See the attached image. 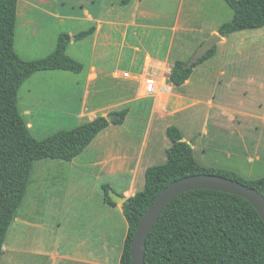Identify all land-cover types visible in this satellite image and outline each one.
Here are the masks:
<instances>
[{"label": "rangeland", "instance_id": "1", "mask_svg": "<svg viewBox=\"0 0 264 264\" xmlns=\"http://www.w3.org/2000/svg\"><path fill=\"white\" fill-rule=\"evenodd\" d=\"M23 1L47 11L44 13L36 9L33 12L30 7L24 18L17 16L15 50L21 58L34 60L47 56L55 49L61 32L77 33L90 26L84 20L83 8L96 13V8L111 0L87 1L83 8L78 5L79 0H46L47 5L19 0V6ZM179 2L150 0L146 6L154 12H166L168 20L171 19L169 23H173ZM201 5L195 19L199 24L205 23L207 28L219 21L230 22L233 18V10L225 0H206ZM181 9V19L185 20L188 0H183ZM63 11H70L75 19L59 22L55 15ZM121 32L122 27H118L111 44L105 47L107 55L102 59L107 65L116 60L121 47ZM139 33V47L144 52L156 51L163 56L171 43L170 30L142 27ZM201 36L199 32L177 35L170 61H167L168 69L173 60L188 61L194 53L189 55L186 49L191 45L194 49ZM128 38L130 42L131 35ZM216 48V55L198 64L190 82L181 87L167 82L166 79L170 78L167 69L151 71L156 74L159 89L152 94L154 96L144 100L137 97L142 78H123L121 90L125 97L121 98L114 90L115 86L111 87L102 79L97 84L91 83L85 92L82 86L85 72H37L21 86L18 108L38 140L61 130L73 129L98 116L128 108L124 125L114 134L123 136L133 146L131 151L126 152L131 158L149 162L147 165L166 162V149L171 142L165 138L167 135L163 130L172 124L193 146L200 164L235 172L244 180L264 177V27L235 32L226 42L217 43ZM67 54L76 60H83L86 65L90 63L89 52H83L81 56L79 42L70 46ZM97 56L101 61V55ZM125 67L121 65V68ZM221 69L225 70L224 74H221ZM163 73L165 76H162ZM71 94L73 100H66ZM198 98L203 103L196 106ZM208 100L215 103L214 108L210 109L205 103ZM66 106L71 108L69 113ZM26 110H30V114L26 115ZM216 120H221L219 122L223 124L220 126ZM117 139V136L103 137L105 147L99 145V140H93L78 159L89 161L101 157L103 152L116 153L118 148L112 147L111 143ZM127 148L130 146H123V150ZM76 168L73 162L65 160L46 158L35 162L24 200L9 227L0 264H78L62 259L52 261L50 256L57 252L73 255L81 240L95 236L104 227L100 222L105 221L106 211L101 207L102 188L99 183L108 181L109 177L105 171L97 173L99 177L95 179L91 175H87L86 179H76ZM91 170L89 173H92ZM37 174L45 175V183L55 180L54 187L49 188L44 196L47 204L40 209L34 206L37 196L33 186ZM121 233L122 230L120 235L112 236L116 250ZM115 254L112 251L109 257L113 258Z\"/></svg>", "mask_w": 264, "mask_h": 264}, {"label": "trees", "instance_id": "2", "mask_svg": "<svg viewBox=\"0 0 264 264\" xmlns=\"http://www.w3.org/2000/svg\"><path fill=\"white\" fill-rule=\"evenodd\" d=\"M130 0H122L123 4ZM233 10L230 22L220 25L223 37L247 29L264 27V0H225ZM18 0H0V257L9 227L21 206L36 161L50 158L71 161L107 128L106 116L61 130L38 140L18 108V93L23 83L40 71L64 70L81 73L83 64L67 54L71 35L61 32L55 49L42 58L25 60L15 50ZM90 27L78 32L82 39L94 32ZM217 52L216 45L196 63L176 60L170 68L174 86H182L194 68ZM129 109L113 113L122 124ZM171 145L166 162L152 165L145 172L141 191L123 202L128 223L120 264H133L131 243L142 216L171 182L195 174H217L238 180L264 195V177L244 180L237 173L206 167L199 163L194 148L184 140L181 130L167 128ZM105 200L116 206L109 195V184L102 185ZM147 264H264V220L245 198L221 191L202 189L185 192L161 213L150 233L145 252Z\"/></svg>", "mask_w": 264, "mask_h": 264}, {"label": "crops", "instance_id": "3", "mask_svg": "<svg viewBox=\"0 0 264 264\" xmlns=\"http://www.w3.org/2000/svg\"><path fill=\"white\" fill-rule=\"evenodd\" d=\"M32 1H34V3L36 2L42 5H47L46 0H32ZM87 1L93 3L97 0H79L78 5H80L83 8L84 5L87 3ZM148 1L150 0H130L128 3L123 4L122 0H111L109 3L107 2L104 5H101L99 8H96L98 10L96 13H94L92 10L89 11L88 9L83 8L84 20L90 24L88 28L94 27L95 30L91 35L82 39H76L75 35L78 32L77 33H72L71 31L67 32L70 35H72V37L74 36V39H71L67 47V53L70 46L75 45L77 42H79L81 56L83 52H89V54L91 55L90 63L88 65L84 64L83 60H78L83 64L84 67L82 73L85 72V74H84V81L82 82L83 83L82 86L85 92L88 91L89 87L91 86V83L94 82L97 84L98 81L102 79V80H106V82L111 87L115 86L114 90H117L121 98H124L125 97L124 91L121 90V84L123 78H125L123 76V73L130 72L131 74L130 78H138L139 80L140 78H142L137 91V97L140 100H144L148 97L154 96L145 93L144 79L147 74H153L156 77V74L154 72H151L154 70L155 71L161 70L162 72L164 69H167V71H170L171 65H173V63L176 60L175 61L173 60L172 64L169 65V69H168L167 61L168 62L170 61V57L173 52V44L177 35L179 34L186 35L190 32L201 33L202 36L201 38H199V42L196 44V47L193 49L191 45L188 49H186V52L189 55H191L196 52L197 48L207 38H209L213 33L218 32L220 25L223 24V22L219 21L216 22L213 26L207 28L205 23L199 24L198 22H196L195 18L197 16V13L201 10L200 9V7L202 6L201 4L206 2V0H188L189 9L186 12L185 20L181 19V15L183 13V10L181 9V3H183V0H172L174 3H178V1H180L177 13L175 17L172 19L173 23H169L171 19L168 20V16L166 12L164 14H162L161 12H154L150 7H147L146 4L148 3ZM19 3L20 2L18 0L17 15L21 18L22 17L24 18L27 11H29L30 7H32L33 12L36 9H38L43 11L44 13H47L46 10L39 8L37 5L34 4L31 5L30 3H28V1H23L21 6H19ZM55 18H57L61 23H65L66 21L75 19V17L71 15L70 11L67 12L63 11L62 13H58L55 15ZM26 21L29 22L30 20L27 18ZM31 21H33V18ZM27 22H25V25L27 24ZM118 27H122L121 47L116 56V60L111 65H107L105 63L106 60L102 59L103 56L107 55V52L104 50L105 47L107 48L111 44L112 42L111 40L114 38V34L118 30ZM142 27H148L150 29L152 27L159 31H166V30L171 31V37H172L171 43L163 56H160L156 51L144 52L139 47V43L141 42L139 30ZM129 35H131L132 37V40L130 42L128 40ZM227 40L228 37H223L219 43H224ZM126 50H128L127 53H125ZM97 55H101V61L99 60V56ZM121 65H126L127 67L121 68ZM54 71L57 70H50L48 72H54ZM59 71H64V70H59ZM40 72H45V71H40ZM224 73L225 70L221 69V74ZM162 76H165L164 73ZM189 82H190V78L183 85L188 84ZM73 94L69 95V97H67L66 100L72 101ZM201 103L203 102H201V100L199 99V103L196 106H198ZM205 103L209 105L210 109L215 107V103L212 100L205 101ZM65 109H68L67 113H69L71 108L66 106ZM29 112L30 110H26L24 113L28 115L30 114ZM102 116L107 117L108 115H102ZM216 121H218L217 123H219L220 126L221 124H223L219 122L221 120H216ZM123 125L124 122L122 124L110 123L109 126L105 128L101 133H99L98 136L94 139V142L95 141L97 142L99 140L98 141V143H100L99 145L104 146L106 144L103 143L104 141L103 137L107 138V137L117 136L118 137L117 141L111 143L112 147H116V149L118 148V151L116 153L107 154L103 152L100 154L101 157L96 159H91L89 161L78 159L79 156L78 155L77 157L72 159L71 162H73V164L78 167L74 171L76 179H80V180L86 179L85 177L87 175H91L92 179H95L99 177L97 173H103L106 171L109 180L108 181L103 180V182H100L99 184L101 188L102 185L109 184L111 188L114 189L115 192H117L121 196H125L127 199L128 197L135 195L136 192L141 191L144 188L145 172L147 168L152 165H147V163L149 162L146 163L143 160L142 161H139L138 159L135 160L131 158L128 153H126L128 151H131V148L133 146L130 143L126 142L123 136H118L114 134V132L118 131L119 127ZM171 125L166 126L163 132L166 133L167 128ZM207 132L208 131L205 130V134H207ZM165 138L169 140L168 136ZM184 140H186L185 137ZM126 144L130 146V148L123 150V146L126 147ZM120 150L123 151L120 152ZM108 165H110V168H107ZM90 168L92 169L91 170L92 173H89ZM61 171L64 172L63 169H61ZM44 176L45 175L42 176L41 174H37L36 179L34 181L33 189L36 192L35 197L37 196V202L34 203L35 204L34 206L37 209H40L42 206H45L47 204L44 201V196L46 195L49 188L54 187L53 183L55 182V180L48 181L47 183H45L46 181ZM48 177H50V175H48ZM54 199L56 200V198ZM100 200H101L100 201L101 207L103 208L104 211H106V219H104L105 221L103 223L100 222L101 224L104 225V227L101 228L95 236L90 235V237L81 240L80 243L77 244L78 250L75 251L73 255H62L60 252H57L54 253L52 256H50L52 258V261H55L57 259H62L70 262L73 261L78 264H111V263L120 264L123 246L128 230V223L123 213V203L116 204V206L109 204L105 200V193L103 191V188L100 193ZM95 224L96 223L92 224L91 230L93 229V226ZM19 229L21 235V226ZM121 230L123 233H121V237L118 243L115 245L116 247H119L116 250L113 247L114 244L112 243V236L118 234L120 235ZM112 251H115L116 254L113 256V258H110L109 255L112 253Z\"/></svg>", "mask_w": 264, "mask_h": 264}, {"label": "water", "instance_id": "4", "mask_svg": "<svg viewBox=\"0 0 264 264\" xmlns=\"http://www.w3.org/2000/svg\"><path fill=\"white\" fill-rule=\"evenodd\" d=\"M222 38L218 32L213 33L197 48L188 65L196 63L211 48L217 45ZM71 39H74V36ZM166 80L168 83L171 81L170 78ZM119 117V114L112 113L106 118L110 123H113ZM202 189H211L241 196L257 209L264 220V195L257 189L238 180L217 174L203 173L182 177L171 182L158 194L139 221L130 249L133 264H147L145 261L147 239L167 205L185 192ZM109 195L116 204H122L126 200L125 196L119 195L113 189L109 191ZM2 251H4V246Z\"/></svg>", "mask_w": 264, "mask_h": 264}, {"label": "built area", "instance_id": "5", "mask_svg": "<svg viewBox=\"0 0 264 264\" xmlns=\"http://www.w3.org/2000/svg\"><path fill=\"white\" fill-rule=\"evenodd\" d=\"M123 76L125 78H130L131 74L130 72H124ZM159 85H158V80L153 74H147L145 79H144V91L146 94H155L158 92Z\"/></svg>", "mask_w": 264, "mask_h": 264}, {"label": "bare ground", "instance_id": "6", "mask_svg": "<svg viewBox=\"0 0 264 264\" xmlns=\"http://www.w3.org/2000/svg\"><path fill=\"white\" fill-rule=\"evenodd\" d=\"M4 250H5V247H4Z\"/></svg>", "mask_w": 264, "mask_h": 264}]
</instances>
